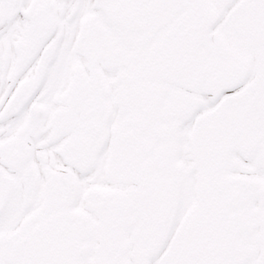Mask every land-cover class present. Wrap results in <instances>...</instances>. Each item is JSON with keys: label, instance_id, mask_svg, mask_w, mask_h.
I'll use <instances>...</instances> for the list:
<instances>
[{"label": "snow or ice", "instance_id": "obj_1", "mask_svg": "<svg viewBox=\"0 0 264 264\" xmlns=\"http://www.w3.org/2000/svg\"><path fill=\"white\" fill-rule=\"evenodd\" d=\"M0 264H264V0H0Z\"/></svg>", "mask_w": 264, "mask_h": 264}]
</instances>
